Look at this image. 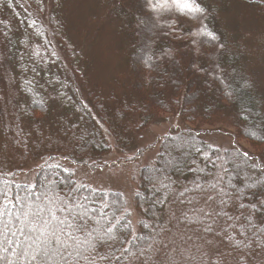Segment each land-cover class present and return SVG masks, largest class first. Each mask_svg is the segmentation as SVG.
<instances>
[{"label": "trees", "instance_id": "1", "mask_svg": "<svg viewBox=\"0 0 264 264\" xmlns=\"http://www.w3.org/2000/svg\"><path fill=\"white\" fill-rule=\"evenodd\" d=\"M201 2L202 21L181 15L166 27L175 17L157 23L142 0H42L43 11L38 0H0V182L13 191L84 185L78 196L94 210L90 225H117L111 247L99 249L113 258L99 264H138L141 251L154 257L148 264H169V256L175 264H264V167H252L264 166V0ZM160 114L195 128L151 145L130 197L77 179L78 168L96 172L142 155L134 154L136 131ZM203 125L232 128L229 144L205 141L214 131ZM206 194L214 200L205 203ZM0 264L29 262L0 251Z\"/></svg>", "mask_w": 264, "mask_h": 264}, {"label": "snow or ice", "instance_id": "2", "mask_svg": "<svg viewBox=\"0 0 264 264\" xmlns=\"http://www.w3.org/2000/svg\"><path fill=\"white\" fill-rule=\"evenodd\" d=\"M38 2L41 3L40 10L43 11L42 0ZM141 7L147 10L149 16L155 15L157 23L165 15L175 17L171 23L165 24L166 27H172L181 15L202 21L206 13L201 0H142ZM201 34L212 40L216 39V36L206 28H202ZM8 43L11 41L9 40ZM3 53L4 48H0V55ZM33 54L38 55V50ZM24 83L29 84L30 81L25 80ZM243 155L248 156L247 153ZM72 163L74 164L75 161L73 160ZM252 167L264 166L254 164ZM63 171L72 170L65 167ZM12 187L0 182V251L5 253L12 251L17 259H26L29 264H99V262L111 261L113 257L101 254L99 249L105 245L111 247L110 241L116 239L113 229L117 225L113 224L104 229L99 220L95 221L99 227L93 228L90 225L89 221L93 219L91 213L94 210L80 203L81 199L87 200L88 197L78 196L84 185H76L75 181H70L69 186L61 189L57 182L49 181L38 188H33L31 184L15 185L17 190L13 191ZM196 187L200 188L201 185L197 184ZM212 188H216V185H212ZM180 195L183 197L184 193ZM261 196H264V193H261ZM213 200L212 194H206L205 203ZM188 203L191 204L192 201L189 200ZM220 203L224 204L226 201L221 200ZM258 203L264 207V199H260ZM239 207L243 208L244 205L240 204ZM253 209L260 210L255 205ZM204 215L209 214L205 212ZM175 218L181 219V217ZM182 218L188 219L187 215H183ZM209 218L214 219V217ZM190 222L197 223V221ZM204 231L212 232L214 229L211 225H206ZM207 243L212 242L207 241ZM257 247L264 250V244ZM167 249L168 245L164 244L163 250ZM161 250L156 249V253ZM142 257L146 259L141 260ZM116 259L119 260V257ZM133 259L138 264H148L154 257L141 251L140 256ZM167 259L169 264H175L171 256Z\"/></svg>", "mask_w": 264, "mask_h": 264}, {"label": "rangeland", "instance_id": "3", "mask_svg": "<svg viewBox=\"0 0 264 264\" xmlns=\"http://www.w3.org/2000/svg\"><path fill=\"white\" fill-rule=\"evenodd\" d=\"M98 59H100V55L98 56ZM105 62L106 64L99 71V73L101 72V77L103 79L108 78L107 73L110 66V62H108L107 58L105 59ZM152 124L153 125H150L144 130L142 129L136 131L137 138H140V143L138 146L136 145L134 154H136L139 150H144L143 154L138 158H134L133 161L128 162L125 159L126 157H124L119 165L115 164L112 167L101 169L96 172H89L83 168H78L76 173L77 179H83L87 184L94 188L111 189L122 192L125 196L130 197L132 190L135 188L131 178L132 175L134 172H138L141 168L149 166L153 159L152 155L157 147L151 145L157 139L167 134V132H177L186 127L189 129L195 128V125L193 126L191 124L184 123V121H182L177 114H160L159 118ZM200 128L207 129L208 131H214L212 134L206 136L204 140L216 145L217 148H224L227 144H229V137L226 132L233 131L232 128H223L222 130H219L206 125L200 126ZM239 145L244 149L250 151L253 150L248 143L242 140L239 141ZM109 160H112V156L109 157ZM29 178L31 179V175H29ZM223 196L224 201L227 202L228 198L226 193L223 194Z\"/></svg>", "mask_w": 264, "mask_h": 264}]
</instances>
